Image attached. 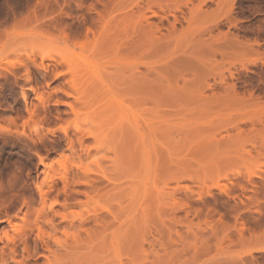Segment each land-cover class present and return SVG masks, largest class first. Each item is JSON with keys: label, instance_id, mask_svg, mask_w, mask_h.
<instances>
[{"label": "rangeland", "instance_id": "374dc122", "mask_svg": "<svg viewBox=\"0 0 264 264\" xmlns=\"http://www.w3.org/2000/svg\"><path fill=\"white\" fill-rule=\"evenodd\" d=\"M105 8L115 22L136 12L141 70L168 66L172 82L170 98L142 104L143 124L157 135L133 157L88 135L105 120L114 136L130 99L116 105L109 85L99 87L106 99H91L95 91L86 98L65 93H72L74 75L61 65L64 56L79 70L127 61L59 36L83 32ZM93 37L77 41L86 46ZM186 65L187 83L178 78ZM196 65L204 66L199 73ZM207 81L216 83L207 94L232 85L235 92L201 99L197 87ZM76 174L105 187L95 190ZM39 187L47 192L44 204ZM107 198L123 202L125 236L90 251L82 247L87 233L71 223ZM78 232L84 239L76 243ZM0 264H264V0H0Z\"/></svg>", "mask_w": 264, "mask_h": 264}, {"label": "bare ground", "instance_id": "6f19581e", "mask_svg": "<svg viewBox=\"0 0 264 264\" xmlns=\"http://www.w3.org/2000/svg\"><path fill=\"white\" fill-rule=\"evenodd\" d=\"M107 9L106 8L104 10L98 9L96 11L95 18L85 23V28L83 32L73 33L72 31L70 32L67 30H63L59 32V36L63 38L66 43L72 40L71 35L74 36L72 40V42L74 43V46L78 45L80 48L89 47L94 55H100L102 53L114 51V53L116 55H119L120 58H122L121 56L127 57V61L117 62L115 67L111 70L106 69L104 66L100 65L99 63L88 64L82 70H79V68L72 61V58L70 55L64 56L62 59L61 65L65 66L66 72L72 73L74 75V78L71 81V83L73 84L72 93L68 92L65 89H63V91L65 90V93L69 95L77 93L79 95V98H86L87 95L91 91L92 92L95 91L91 99H106L107 95H104L102 98H100L101 90H99V87H102V86L106 87V85H109L111 89H109V92L107 93L110 95L111 99H115L116 105L117 104L119 105L121 103L123 104L124 103L123 100H125L126 102V101H129L130 99L132 101L131 105H133V106L130 105L132 109L130 110L127 119L124 120V118H122L120 121L122 124L120 125L119 123L118 125L119 127L115 129V133L113 135L115 136L117 134V136L111 137L109 135V132L104 129L103 123H107L105 120L103 122L100 120L98 123H96L94 128H92L88 132V135H92L95 138H97V140L101 144L107 143L108 145L123 147V149L127 150L128 155L132 156V154L135 155L134 153H136V151L138 150L139 145H142L140 144L141 142L143 143L146 140L153 139L157 135V131H155V129H153L151 125H149L150 124L149 122H145L146 126L143 124V120L141 119L142 118V112H141L142 104L144 102H147L145 100L146 98H150V99H157L159 97H163V99L170 98V94H171L170 87L172 85L171 84L172 82L170 79L168 66L165 67L166 72L163 69H150L149 68L147 72H143L141 70L140 64H139V52H138L140 19L136 15V12H134L133 10L129 11L125 13V17L121 21L115 22L113 20L107 19ZM148 9L151 10L152 6L148 5ZM143 17H145L149 25H152V23L149 22L148 20L149 19L148 15L144 14ZM96 26H99L100 28L96 29ZM157 28H159V26H157ZM90 34L94 36L93 40H91L92 42L88 43L86 46L78 43L77 40L80 37H85V36L89 37ZM220 39L221 41L223 40L222 37ZM217 40L219 39L217 38ZM233 40L234 39L232 38L231 40L228 39V41H232V42ZM236 42L238 43V41ZM226 43H227V39H226ZM231 43H227V44L229 45ZM222 44L224 43H221L220 45L222 46ZM222 50L223 49H221V52ZM73 52L75 53L74 50ZM202 52L204 53V49ZM190 53H192L190 55H193L195 52L190 51ZM197 53H198L197 55L196 53L194 55H196L197 57H200L199 54L201 52L198 51ZM204 57L206 58L205 55ZM43 58H52V55L43 54ZM182 59H179V60L186 63L185 57H183ZM189 59L193 60L192 58H189ZM196 63H189V64L193 65ZM41 66L45 70L49 68L48 65L45 64L44 62H42ZM198 67H199V70L201 71V69L204 66L203 67L198 66ZM198 67L196 65V70H197L196 72L199 73ZM192 68H194L195 70V65ZM185 69H187V72L185 71ZM185 69H183L184 71L180 70L185 73L183 74L181 72V74L178 75L179 79L180 78L187 79L185 78L184 75H187L186 73H188V66L187 68L185 67ZM194 70H192V73ZM194 75L196 76V74ZM230 75L233 76V73H231V71H230ZM225 76L226 75H224V73L221 74V79H220L221 83L227 80ZM166 78L168 79L167 81L168 83H165ZM184 79L182 80L184 81ZM184 82H186V80ZM215 85L216 83L211 84L209 83V81L205 82L202 85H199L197 87V92H198L199 97L201 99H219L225 96H232L233 92H235V85H232L229 88L225 87L226 88L225 94H219L214 91L211 95L207 94V90L209 89L215 90L216 88ZM30 89L32 88L30 87ZM237 94H240V93H237ZM23 98L26 102L29 101L28 95L25 92L23 93ZM131 101L129 102L131 103ZM155 104H157V102H155ZM101 108L105 109L106 104L105 105L103 104ZM97 113H98L97 110L94 108H92V110L89 112V114L94 118H96ZM172 133L171 131H167L166 135H168L170 138ZM67 140H68L67 147L71 149L72 151H74V145H73L74 141L69 135H67ZM168 151H169V146H168ZM87 154L89 155L91 154V152H88ZM137 154L138 153H136V155ZM167 157H168V160H167ZM167 157H165V159H166V162L168 163L167 169L169 170L172 157L170 154ZM40 164H43L44 166H49L50 163L48 164L47 162H45V160L41 156ZM76 176L85 178L87 180L85 181V184L90 185L91 188L95 190L101 191L105 187V185H103V182L99 178H96V177L90 178L87 175L80 176L78 174H76ZM62 179L64 180L65 185H66L67 178L63 177ZM249 182H253V180L250 178ZM245 188L248 189V186ZM39 191H40V196L42 199V204H44L46 197H47V192L44 190L43 187H39ZM63 191L66 192L67 189L64 188ZM85 194H88V193L85 192ZM66 201H67V197H66ZM112 201H115V207L113 206ZM63 206L68 207L69 203L65 202L63 203ZM50 208L53 210V204L51 205ZM123 209L124 207H123V202L121 199L117 200L116 198H107L106 200H104V204H102L100 209H96L94 210L93 213L92 212L89 213L87 217H81L78 224L71 223L72 227H75V226L79 227L80 229L85 231L90 238V240L88 241L85 239L86 243L83 244L82 247L90 248V251H93V250L102 248L104 246H107V243L110 237H112L113 239L114 238L123 239L125 236V228L123 227V223L120 220V216H119V214L122 213ZM37 212L38 214H41L42 209H38ZM62 217L65 218L64 216ZM50 221H52V219H50ZM90 222L93 223L92 231L89 230L88 227H86V224ZM92 232L94 233L93 234L94 238L91 237ZM82 236H83L82 233L78 232V235L75 238V242L77 243V242L82 241L84 239Z\"/></svg>", "mask_w": 264, "mask_h": 264}]
</instances>
